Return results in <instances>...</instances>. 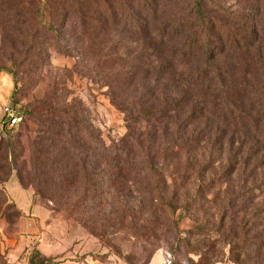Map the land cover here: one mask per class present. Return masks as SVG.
Instances as JSON below:
<instances>
[{"label":"rangeland","instance_id":"1","mask_svg":"<svg viewBox=\"0 0 264 264\" xmlns=\"http://www.w3.org/2000/svg\"><path fill=\"white\" fill-rule=\"evenodd\" d=\"M42 2L0 0V242L5 244L0 264H10L7 255L20 242L30 245L19 263L37 250L38 239L21 230L23 212L11 195L18 184L33 192L34 207L27 210H50L53 221L96 239L106 264H167L168 253L171 264H264V186L257 183L264 179V121L235 127L219 115L190 109L175 125L172 118H161V126L169 123L185 147L178 166L171 157L177 149L162 152L159 178L136 151L103 165L95 149L97 133L110 147L130 131L125 114L111 101L109 84L118 102L161 100L163 90L172 101L180 92L169 81L168 89L149 87L153 77L146 78L145 70L153 62L148 57L159 54L148 47L157 36L152 30L177 17L187 0H82L79 5L57 0L53 12L39 20ZM207 8L221 28L249 40L247 53L225 50L220 58L225 70L235 68L229 80L238 83L245 70L256 67L247 54L257 56L260 47L264 52V0H208ZM147 18L152 25L138 29L137 22ZM215 37L220 46L221 31ZM253 81L242 93L245 106L259 100ZM6 105L24 115L15 129L2 127ZM52 105L68 113L49 117L57 131L50 136L32 109L48 112ZM139 122L153 143L148 135L158 128ZM84 126L90 149L79 139ZM38 182L47 188L45 195L37 191Z\"/></svg>","mask_w":264,"mask_h":264},{"label":"trees","instance_id":"2","mask_svg":"<svg viewBox=\"0 0 264 264\" xmlns=\"http://www.w3.org/2000/svg\"><path fill=\"white\" fill-rule=\"evenodd\" d=\"M56 1L44 0L42 2V6L38 9L39 20H44L43 18L46 16L48 10L53 12L51 7L53 4H56ZM74 1L78 5L82 2V0ZM207 1L187 0L179 8L177 17L169 18L159 28L152 30H156L155 34L157 36L152 35V38L155 40L153 45L149 43L148 47L152 49V52H158L159 54L152 53L148 57V60L152 57L153 62L151 61L146 64L145 77H153L152 86H149L151 88L157 89L159 85L163 84L164 88L168 89V85L166 84L168 81L177 85L180 88V92H174L172 101H169V97L163 94L166 92L163 90L161 100L156 99V101L151 102V100L142 101L141 99L133 98L131 101L118 102L115 92L111 89L113 86L109 84L111 101L125 114L126 125L130 131H127L124 136L113 141L110 147H106L101 132L95 135V149L101 153L100 161L103 165H105V161L129 159L136 151V153L142 154L141 158L151 174L159 178L158 163L162 159V152L166 154L170 147L173 150L174 148L175 150L177 149V153L171 157L173 159L176 157V162L178 163L176 166H178L180 164L179 158L183 159L179 155V150L181 151L185 147V142L180 138H176V133L170 129L169 123L167 124L168 128H163L160 120L161 118L166 120L172 118L173 122L171 123L175 125L177 119L181 118L187 109H190V112L199 111L201 114H207L208 112V115H219L220 119H223L225 122L227 120L228 123L230 122V125L235 127L246 125L247 121L252 122L253 126H257L259 125L258 119L264 121L263 48L260 47L257 56L247 54V59L251 60L249 64L256 67L247 71L244 69L245 76L241 77L238 83L235 80H229L235 75V68H232L228 72L229 70H225L226 63L220 61V58L223 56L225 50L243 54L247 53L249 40L245 36L238 35L237 32L226 25H223L221 28L220 20L209 12ZM59 11L61 14L62 11L60 9ZM154 13L155 9L149 7L148 17H153ZM137 23L138 29H145L152 25L148 21V18L141 24L140 22ZM223 29L226 32H222ZM216 31H221V34L224 36V40H221L220 46L216 44V41L220 42V39L215 37ZM258 42L259 40L256 43ZM250 46H253V44ZM191 63H194L195 66L190 68L189 65ZM251 78L254 80V85H249L254 87L253 93L258 95L259 100L257 104L249 102V105L245 106L242 93ZM182 101L187 102V104L181 105ZM194 102H197L199 107H201L197 108V106H194ZM54 105L50 106V111L48 112L47 110L38 112V106L32 109L34 118L37 120L36 122L43 126L50 136L56 135L57 131L54 129L56 123L52 122L49 117L52 119L60 118L63 113L56 114L59 110L68 113L66 109H55ZM244 109L248 115L243 116ZM139 121L153 124L158 128V130H150L149 132L148 136L153 135V143H149L148 139H145V130L141 128L142 124ZM79 122H76L75 125L73 124L74 127L77 128V125H80ZM87 130L88 127L84 126V133L79 139L83 141L87 147L86 149H90L89 143L91 141L86 140ZM133 132L137 136L136 139L131 138L133 137ZM162 143L164 145L163 149ZM195 173L197 176L199 175V172ZM257 183H259L260 187L264 186V179H259ZM36 186L40 194L44 193L43 195H45L47 193V188H43L40 182L36 183ZM156 189H160L159 184L156 186ZM169 202L170 204L167 202L168 205L173 204L172 201ZM261 211L264 212V210ZM27 259V264H49L54 261L53 258L43 257L38 250L33 251Z\"/></svg>","mask_w":264,"mask_h":264},{"label":"crops","instance_id":"3","mask_svg":"<svg viewBox=\"0 0 264 264\" xmlns=\"http://www.w3.org/2000/svg\"><path fill=\"white\" fill-rule=\"evenodd\" d=\"M13 200L23 212L22 231L30 233L29 238H37L36 249L43 257L53 258L49 264H106L103 255L106 251L94 238L79 232L69 223L56 222L50 210H27L34 207L33 192L15 185ZM15 190V189H14ZM30 244L15 245L8 253L10 264H27L20 262V255ZM5 244L0 242V254H4ZM13 253V254H12Z\"/></svg>","mask_w":264,"mask_h":264},{"label":"built area","instance_id":"4","mask_svg":"<svg viewBox=\"0 0 264 264\" xmlns=\"http://www.w3.org/2000/svg\"><path fill=\"white\" fill-rule=\"evenodd\" d=\"M4 119L2 121V127L4 129H15L23 123V113L14 105H6L3 108ZM167 264L172 263V255L170 253L166 256Z\"/></svg>","mask_w":264,"mask_h":264}]
</instances>
